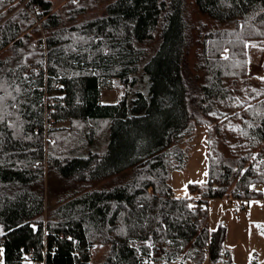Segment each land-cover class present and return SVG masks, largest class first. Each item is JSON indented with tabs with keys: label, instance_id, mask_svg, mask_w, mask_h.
<instances>
[{
	"label": "trees",
	"instance_id": "1",
	"mask_svg": "<svg viewBox=\"0 0 264 264\" xmlns=\"http://www.w3.org/2000/svg\"><path fill=\"white\" fill-rule=\"evenodd\" d=\"M250 45L264 49V0H0L4 264H229L210 201L264 195ZM115 80L124 95L103 103ZM200 126L208 179L180 198ZM46 160L64 186L50 206Z\"/></svg>",
	"mask_w": 264,
	"mask_h": 264
},
{
	"label": "rangeland",
	"instance_id": "2",
	"mask_svg": "<svg viewBox=\"0 0 264 264\" xmlns=\"http://www.w3.org/2000/svg\"><path fill=\"white\" fill-rule=\"evenodd\" d=\"M249 48L251 50V74L262 76L264 72L262 68L264 49L258 46L252 47L251 45ZM124 93L125 89L121 81L115 80L112 88L103 91V103L118 102ZM45 142L46 144L55 142V138L49 137L47 131L45 132ZM43 168L46 171L47 204L50 206L55 201L53 197L59 194L64 186L56 178L54 179L53 175L49 174L47 160L43 164ZM208 169V131L206 127L200 126L197 128L187 168L184 171H174L172 174L171 185L175 195L190 200L195 198L196 196L191 191L190 186L204 184L208 179ZM102 185L101 183L95 187ZM242 206L244 209L238 210ZM208 212L210 232L219 229L223 231L224 250H229L232 255L229 264H251L253 260L258 261L259 264H264V195L261 199H252L247 202L232 198L211 200ZM103 256L104 250L100 249L95 254V260L99 261ZM226 261L227 259H224L223 263ZM223 263L221 262V264ZM0 264H4V250L2 247H0ZM187 264L192 263L188 262ZM205 264H210V262L207 261Z\"/></svg>",
	"mask_w": 264,
	"mask_h": 264
},
{
	"label": "built area",
	"instance_id": "3",
	"mask_svg": "<svg viewBox=\"0 0 264 264\" xmlns=\"http://www.w3.org/2000/svg\"><path fill=\"white\" fill-rule=\"evenodd\" d=\"M29 72L38 73L39 69L37 67H35L34 65H32L29 69ZM46 103H48V102L46 101ZM47 116H48V118H47V122H46V129L49 130L55 126V123L52 119V111L49 109L47 110ZM39 167H41V165ZM243 209H244V207L242 206L238 210H243Z\"/></svg>",
	"mask_w": 264,
	"mask_h": 264
},
{
	"label": "crops",
	"instance_id": "4",
	"mask_svg": "<svg viewBox=\"0 0 264 264\" xmlns=\"http://www.w3.org/2000/svg\"><path fill=\"white\" fill-rule=\"evenodd\" d=\"M116 103V102H115ZM108 104V103H107ZM111 104V103H110ZM264 187H259V190L263 191ZM194 200L197 199L196 197L193 198Z\"/></svg>",
	"mask_w": 264,
	"mask_h": 264
},
{
	"label": "snow or ice",
	"instance_id": "5",
	"mask_svg": "<svg viewBox=\"0 0 264 264\" xmlns=\"http://www.w3.org/2000/svg\"><path fill=\"white\" fill-rule=\"evenodd\" d=\"M252 47H256V45H251ZM227 59V57H225ZM264 79V78H262ZM210 115H215L214 113H210ZM191 207V206H190Z\"/></svg>",
	"mask_w": 264,
	"mask_h": 264
}]
</instances>
